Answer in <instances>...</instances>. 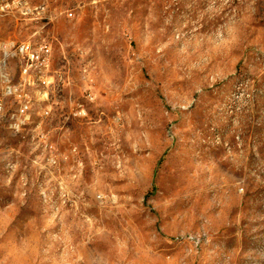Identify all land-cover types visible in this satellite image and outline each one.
Instances as JSON below:
<instances>
[{
  "label": "rangeland",
  "instance_id": "1",
  "mask_svg": "<svg viewBox=\"0 0 264 264\" xmlns=\"http://www.w3.org/2000/svg\"><path fill=\"white\" fill-rule=\"evenodd\" d=\"M31 4L0 15V264H264V0Z\"/></svg>",
  "mask_w": 264,
  "mask_h": 264
},
{
  "label": "built area",
  "instance_id": "2",
  "mask_svg": "<svg viewBox=\"0 0 264 264\" xmlns=\"http://www.w3.org/2000/svg\"><path fill=\"white\" fill-rule=\"evenodd\" d=\"M95 1V0H91ZM36 8L32 7L31 0H7V3H0V15L13 16L17 19H27L33 14ZM68 18H73L75 14L72 11L66 12ZM51 48L49 45H40L34 48L28 42H22L16 45V54L22 60L26 61L27 66L32 67L33 64H40L41 70L47 69L50 63ZM26 72V69H25ZM12 94V87H5L3 95ZM27 106L21 110L25 115ZM3 110V97H0V123Z\"/></svg>",
  "mask_w": 264,
  "mask_h": 264
},
{
  "label": "bare ground",
  "instance_id": "3",
  "mask_svg": "<svg viewBox=\"0 0 264 264\" xmlns=\"http://www.w3.org/2000/svg\"><path fill=\"white\" fill-rule=\"evenodd\" d=\"M0 3H7V0H0Z\"/></svg>",
  "mask_w": 264,
  "mask_h": 264
}]
</instances>
